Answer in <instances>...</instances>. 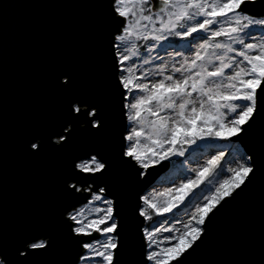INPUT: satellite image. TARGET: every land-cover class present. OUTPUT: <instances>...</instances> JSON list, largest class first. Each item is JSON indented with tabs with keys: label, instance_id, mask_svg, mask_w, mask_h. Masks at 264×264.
I'll return each mask as SVG.
<instances>
[{
	"label": "snow or ice",
	"instance_id": "snow-or-ice-1",
	"mask_svg": "<svg viewBox=\"0 0 264 264\" xmlns=\"http://www.w3.org/2000/svg\"><path fill=\"white\" fill-rule=\"evenodd\" d=\"M90 6L44 107L0 117V264H264V0ZM17 159L45 163L20 182Z\"/></svg>",
	"mask_w": 264,
	"mask_h": 264
},
{
	"label": "water",
	"instance_id": "water-1",
	"mask_svg": "<svg viewBox=\"0 0 264 264\" xmlns=\"http://www.w3.org/2000/svg\"><path fill=\"white\" fill-rule=\"evenodd\" d=\"M92 0H0V117L9 131L48 102L43 68L53 59L84 55L98 24L100 10ZM45 161L15 160L13 178L26 182ZM166 170L157 166L150 187ZM151 171V170H150ZM148 187L147 189H149ZM255 217L245 218L247 228ZM206 253L190 258L199 264Z\"/></svg>",
	"mask_w": 264,
	"mask_h": 264
},
{
	"label": "rangeland",
	"instance_id": "rangeland-1",
	"mask_svg": "<svg viewBox=\"0 0 264 264\" xmlns=\"http://www.w3.org/2000/svg\"><path fill=\"white\" fill-rule=\"evenodd\" d=\"M161 55H163V53ZM204 151H205V149H198V153L204 152ZM207 151H212V149H208ZM204 159H205L204 155H199V158L195 160V163H202ZM192 166H194V165H192ZM225 167H227V165H225ZM175 174H176L175 169L173 168V166L169 165L165 174H163L161 177H159L157 184L154 185V187L157 190H159L160 188L169 186L168 183H166V181L170 180ZM150 190L151 189H149V191ZM168 219H170V217H168Z\"/></svg>",
	"mask_w": 264,
	"mask_h": 264
}]
</instances>
